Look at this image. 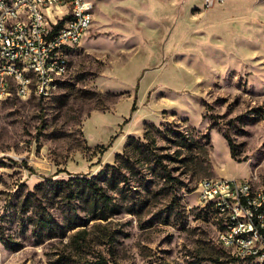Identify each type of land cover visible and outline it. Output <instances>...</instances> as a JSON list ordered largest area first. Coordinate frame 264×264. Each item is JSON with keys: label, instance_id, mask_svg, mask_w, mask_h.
Here are the masks:
<instances>
[{"label": "rangeland", "instance_id": "374dc122", "mask_svg": "<svg viewBox=\"0 0 264 264\" xmlns=\"http://www.w3.org/2000/svg\"><path fill=\"white\" fill-rule=\"evenodd\" d=\"M162 3L142 31L130 7L97 13L50 98L0 100V264H264L198 199L206 178L264 185V0ZM213 10L258 47L211 63Z\"/></svg>", "mask_w": 264, "mask_h": 264}, {"label": "built area", "instance_id": "2783aa9c", "mask_svg": "<svg viewBox=\"0 0 264 264\" xmlns=\"http://www.w3.org/2000/svg\"><path fill=\"white\" fill-rule=\"evenodd\" d=\"M99 0H55L49 10L37 7V0H0V74L10 73L13 82H21V71H14L12 61H21L22 69L38 74L39 90L43 98L51 97L50 80L60 83L69 74L63 68L64 59H70L89 33L91 15H95ZM225 0H204L207 8L222 5ZM17 6H25L28 13L36 14V21L14 18ZM72 18V25H65ZM0 84V100L3 99ZM28 91L22 90V98ZM246 188L237 178H206L198 187V199L206 202L219 199V209L225 211V221L232 222V238H225V229L219 236L220 244L242 261L264 260V190ZM217 210H214L217 212ZM260 237V244H253Z\"/></svg>", "mask_w": 264, "mask_h": 264}, {"label": "crops", "instance_id": "0c3cea01", "mask_svg": "<svg viewBox=\"0 0 264 264\" xmlns=\"http://www.w3.org/2000/svg\"><path fill=\"white\" fill-rule=\"evenodd\" d=\"M125 6L130 7L129 10L136 11L139 13V30L142 31L146 26V22L149 19L157 18V15L163 12V3L162 0H99L96 6V12L94 15L93 23L96 19L97 13H102L103 11H108L113 6ZM224 11L221 10H213L211 12L210 17L212 16L216 22H213V26H211L212 30L218 29V31H214V34L205 41L204 44V56H208L211 63L215 62L219 56H242L243 45L247 44L249 48L252 46L258 47L259 45V37L255 32H247L237 31L235 27L232 29L223 28L220 24ZM233 25V24H232ZM235 26V24L233 25ZM142 34V33H141ZM255 36L256 42L255 45L247 40V35ZM242 36L243 40L239 41V38ZM246 38V39H245ZM261 44H264L262 40ZM142 52V46H140V53ZM74 51H72V54ZM225 57V58H226ZM226 58V59H227ZM225 59V60H226ZM70 62V59H69Z\"/></svg>", "mask_w": 264, "mask_h": 264}, {"label": "bare ground", "instance_id": "6f19581e", "mask_svg": "<svg viewBox=\"0 0 264 264\" xmlns=\"http://www.w3.org/2000/svg\"><path fill=\"white\" fill-rule=\"evenodd\" d=\"M8 5H15V0H8ZM55 6V0H37V7L42 10H49ZM26 15V21H36V14L28 13V8L25 6H17L14 10V18H22ZM94 15H91L90 25L93 24ZM65 25H72V18H65ZM69 59H64L63 68H68ZM12 68L14 71H21V82H13V89L11 88L10 73L0 74L1 90L3 91V99L10 96L12 93L22 97V90L28 91V95L31 94L43 97V90H39L38 86V74L30 72L29 69H22L21 61H12ZM59 79L50 80V92L52 94L57 90L59 86ZM243 185L246 188H255V183L250 181H243ZM256 190H264V185L259 186L256 184ZM201 204V202L199 201ZM202 206V205H201ZM213 207L215 210L219 209V199H212L206 202V207ZM204 207V206H203ZM217 214L221 219L222 229H225V238H232V222L225 221V211L217 210ZM222 236V230L220 235ZM253 244H260V237H253Z\"/></svg>", "mask_w": 264, "mask_h": 264}, {"label": "trees", "instance_id": "16d2710c", "mask_svg": "<svg viewBox=\"0 0 264 264\" xmlns=\"http://www.w3.org/2000/svg\"><path fill=\"white\" fill-rule=\"evenodd\" d=\"M137 108H138L137 102L135 101V103H134V105L132 107V110H131V114H133L137 110ZM127 122H128V120L125 121V123H127ZM112 141L107 146H103V149L104 150L109 149V147L112 144ZM127 146H129V143H128ZM115 167L116 166H110L109 165L106 170H103V171L100 172V175L102 177H104V179H105L104 181H107L108 170H110V169H116ZM71 181H74V180H70V181L62 180L60 182H55L54 184H56V183L57 184L58 183H60V184H67V186H69L70 188H72L73 185H72ZM79 182L81 183V185L83 186V188L89 192V195L94 199L95 206H97L98 203L107 204L108 199L110 197L107 195V193L105 191V188L98 186V183H97V181L95 179L79 180ZM209 208L212 209V210H215L211 206Z\"/></svg>", "mask_w": 264, "mask_h": 264}]
</instances>
